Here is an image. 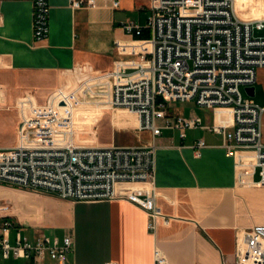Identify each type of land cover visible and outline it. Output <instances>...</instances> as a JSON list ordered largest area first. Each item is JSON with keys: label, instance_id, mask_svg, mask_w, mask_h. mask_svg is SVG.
<instances>
[{"label": "crops", "instance_id": "obj_1", "mask_svg": "<svg viewBox=\"0 0 264 264\" xmlns=\"http://www.w3.org/2000/svg\"><path fill=\"white\" fill-rule=\"evenodd\" d=\"M120 1L115 9L110 0H97L95 8H74L72 0H49L50 34L37 42L34 0H0V89H7L6 96L0 94L1 150L19 144L24 104L43 106L62 90L85 91L111 72L116 61L131 58L130 52L118 50L116 41L122 45L140 41L128 35L122 24L134 21L146 26L149 2ZM248 2L238 0V9ZM257 18H264V13ZM79 72L89 76L83 85H76ZM259 82H264V68L258 70L255 86ZM94 100L86 106L93 109L76 112L66 99L60 111L65 115L75 107L79 128H97L91 138L101 147L156 145L155 178L150 191H144L161 211L156 230L149 228L145 207L131 198L71 201L52 192L0 184V214L15 224L9 232L11 243L18 233L32 240L39 234L72 235L74 251L68 264H154L157 249L169 264H234L240 232L264 225V187L249 185L240 177L223 135L198 128L187 130L183 139L179 130L167 129L154 139L151 132L138 130V119L132 113L136 121L129 118L128 110L97 106ZM198 108V113L188 115L172 111L201 117L204 125H212L214 114ZM80 134L83 137L84 130ZM199 140L206 142L200 150L195 147ZM119 187L121 193H128L125 185ZM141 187L146 189L144 184L133 187L136 194L142 195ZM48 228L52 234L44 231ZM0 264L35 263L0 255ZM39 264L57 262L48 256Z\"/></svg>", "mask_w": 264, "mask_h": 264}, {"label": "built area", "instance_id": "obj_2", "mask_svg": "<svg viewBox=\"0 0 264 264\" xmlns=\"http://www.w3.org/2000/svg\"><path fill=\"white\" fill-rule=\"evenodd\" d=\"M115 9L120 0H110ZM146 26L124 22V31L150 37L122 45L128 60L116 61L114 69L88 85L94 104L125 109L138 119L140 132L154 139L164 130L204 128L223 135L229 156L236 158L245 183L264 187V106L248 95L255 86L258 70L264 68V18L242 19L236 0H146ZM74 8L97 6V0H72ZM49 0H34L33 34L37 42L50 34ZM148 43V45H141ZM138 44V45H137ZM79 90L58 92L47 105L24 104L19 144L0 149V184L28 190H43L71 201H103L131 198L145 207L149 228L156 230L161 215L154 197L146 195L155 178L156 145L101 147L78 143L80 133L75 107L61 113L63 100L70 101ZM0 94L7 95L1 88ZM192 102L214 114V123L204 125L201 117L175 114L171 104ZM225 110L226 112H221ZM206 146L199 140L195 147ZM146 185L136 194V185ZM120 185L129 188L123 194ZM169 222V220H167ZM15 224L0 214V255L4 259H31L35 264L50 257L68 264L74 238L39 234L32 240L9 232ZM154 264H169L167 256L155 251ZM228 264V263H224ZM234 264H264V225L240 232Z\"/></svg>", "mask_w": 264, "mask_h": 264}, {"label": "rangeland", "instance_id": "obj_3", "mask_svg": "<svg viewBox=\"0 0 264 264\" xmlns=\"http://www.w3.org/2000/svg\"><path fill=\"white\" fill-rule=\"evenodd\" d=\"M238 0L236 4V11L239 14V16L242 19L249 20V19H257V15H261L264 13V0H249L248 5L245 6V8H239L238 9ZM255 14V15H252ZM257 35H263L264 32H258L256 33ZM89 81V76L86 75L85 73H78V77L76 78V85H83L86 82ZM257 87V93L255 99L257 102H259L261 105H264V82L263 83H258L256 85ZM84 89H80L72 98L70 97V101L76 106V112L83 111V110H88V109H93V108H86L88 102H92L94 98L90 94H86ZM71 91V90H70ZM67 91V92H70ZM170 108L178 114H183V115H188L190 113H198L199 108L195 106L194 103L192 102H179V103H174L171 104ZM116 111L120 109H115ZM95 116L99 113L98 111L94 110L92 112ZM128 117L131 118L132 120L136 121V118L134 115L131 113H127ZM80 133L82 130H84V136L82 137L81 134H78V143H85L86 145L90 146H100L98 143H96V140L91 138L93 136V133L96 129H83L82 127L79 128ZM82 139V140H81ZM146 186V185H144ZM135 187V186H134ZM149 187V186H148ZM143 189V187H141ZM144 190V189H143ZM44 231L47 234H52L51 229H44ZM29 236H33L31 232H27Z\"/></svg>", "mask_w": 264, "mask_h": 264}, {"label": "water", "instance_id": "obj_4", "mask_svg": "<svg viewBox=\"0 0 264 264\" xmlns=\"http://www.w3.org/2000/svg\"><path fill=\"white\" fill-rule=\"evenodd\" d=\"M249 96L255 98L256 97V86L250 87L246 89Z\"/></svg>", "mask_w": 264, "mask_h": 264}, {"label": "trees", "instance_id": "obj_5", "mask_svg": "<svg viewBox=\"0 0 264 264\" xmlns=\"http://www.w3.org/2000/svg\"><path fill=\"white\" fill-rule=\"evenodd\" d=\"M146 31H144V33L142 35L136 36L135 38L138 40L147 39L149 37V33H148V31L147 32Z\"/></svg>", "mask_w": 264, "mask_h": 264}, {"label": "bare ground", "instance_id": "obj_6", "mask_svg": "<svg viewBox=\"0 0 264 264\" xmlns=\"http://www.w3.org/2000/svg\"><path fill=\"white\" fill-rule=\"evenodd\" d=\"M236 4H237V0H236ZM148 45V44H147Z\"/></svg>", "mask_w": 264, "mask_h": 264}]
</instances>
